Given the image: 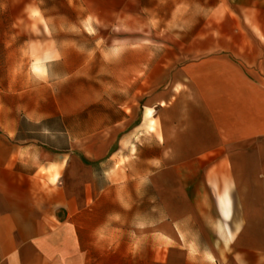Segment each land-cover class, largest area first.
<instances>
[{"label":"rangeland","instance_id":"obj_1","mask_svg":"<svg viewBox=\"0 0 264 264\" xmlns=\"http://www.w3.org/2000/svg\"><path fill=\"white\" fill-rule=\"evenodd\" d=\"M207 1L218 3V14L181 15L178 0H0L1 64L29 88L38 86L29 73L40 60L43 109L51 100L73 105L75 134L94 133L88 148L106 154L95 161L106 170L102 182L127 185L123 217L136 215L143 228L185 209L196 224L184 228L216 238L208 222L219 214L206 178L217 181L229 188L234 232L219 264L232 257L264 264L261 0ZM227 2L234 15L225 14ZM226 66L233 75L229 115L220 106L225 92L216 94L226 86ZM172 79L179 89L170 88ZM124 116L108 150V127ZM198 242L211 248L208 239Z\"/></svg>","mask_w":264,"mask_h":264},{"label":"crops","instance_id":"obj_2","mask_svg":"<svg viewBox=\"0 0 264 264\" xmlns=\"http://www.w3.org/2000/svg\"><path fill=\"white\" fill-rule=\"evenodd\" d=\"M196 1L178 0V9H182L179 13L208 17L218 14L217 2L206 0L201 6ZM226 5L225 14L234 15L235 4ZM192 6L194 10L187 11ZM261 33L264 34V0ZM39 62H34V70L29 73L38 80V86L26 88L18 73H4L0 57V264H219L220 254L231 250L234 241V232L227 223L233 212L229 188H221L217 181L211 183L206 178L219 214L208 222L216 238L203 229L184 228L186 224H196L185 209L178 210V216L167 214L139 228L136 215H121V197L127 185L102 182L106 170L95 166V161L105 159L106 154L88 148L95 143L94 133L75 134L77 113L73 105L61 108L51 100L43 109ZM192 63L197 62H187ZM51 68V64L45 65V74H50ZM184 74L186 79H195V73ZM225 79L226 86L216 88V94L219 90L220 94L225 92V104L222 99L220 106L229 115L232 99L228 96L233 95V87L228 81L233 80V75L228 66ZM178 81L171 80L172 90L179 89ZM149 111L146 110L145 122L150 125ZM124 119L128 117L108 127L114 130L108 134L114 137L108 150L124 130ZM129 198L132 201L131 195ZM205 239L211 241V248H201L198 241ZM219 242L222 249L216 248ZM225 264H243V260L232 257Z\"/></svg>","mask_w":264,"mask_h":264}]
</instances>
